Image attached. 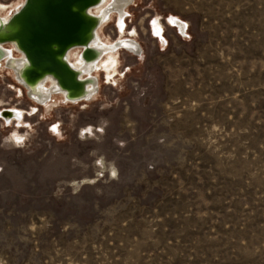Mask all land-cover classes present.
Wrapping results in <instances>:
<instances>
[{"label": "rangeland", "instance_id": "1", "mask_svg": "<svg viewBox=\"0 0 264 264\" xmlns=\"http://www.w3.org/2000/svg\"><path fill=\"white\" fill-rule=\"evenodd\" d=\"M127 11L100 34L141 52L88 101L47 110L0 67V111H26L0 118V264H264V0Z\"/></svg>", "mask_w": 264, "mask_h": 264}, {"label": "bare ground", "instance_id": "2", "mask_svg": "<svg viewBox=\"0 0 264 264\" xmlns=\"http://www.w3.org/2000/svg\"><path fill=\"white\" fill-rule=\"evenodd\" d=\"M131 1L99 0L97 4L90 6L85 11L87 16L94 19V27L88 36V42L83 46L70 47L63 56L64 62L72 71L71 81L68 80L69 85L74 89L81 87L82 90L79 94H73L63 85V82L61 83L58 78L52 75H42L32 81H28L25 77L24 73L29 64L28 60L19 50L17 42L6 38L7 34L13 29L11 21L23 5L24 0L17 6L14 4L5 6L0 3V67L12 72L13 78L24 89L27 98L47 110L53 107L57 103L56 100L60 98L65 104L88 101L91 96H95L94 91L99 84V77L102 81L105 80L102 82L104 84H110V82L116 80L118 52L120 50H125L134 56L141 52V46L134 38V30L128 32L125 37H119L116 41L102 39V34H100L102 28L109 23L110 19H116L122 32L128 12L127 6ZM14 6L15 10L10 12ZM166 24L177 28L180 32H185L187 29L186 23L172 15L167 18ZM149 27L153 38L157 37L164 41L161 26L156 18L151 21ZM6 44L10 47L7 48ZM75 79L80 83H76ZM19 92L22 94L21 89H19ZM25 113L26 111L21 108L2 109L0 118L4 119L6 125L14 122L19 125Z\"/></svg>", "mask_w": 264, "mask_h": 264}, {"label": "water", "instance_id": "3", "mask_svg": "<svg viewBox=\"0 0 264 264\" xmlns=\"http://www.w3.org/2000/svg\"><path fill=\"white\" fill-rule=\"evenodd\" d=\"M98 1L24 0L11 21L13 29L6 38L15 40L28 60L24 73L28 81L52 75L73 94L80 93L81 87L74 89L69 85L72 71L63 56L70 47L88 42L94 19L85 11ZM75 82L80 83L76 79Z\"/></svg>", "mask_w": 264, "mask_h": 264}, {"label": "flooded vegetation", "instance_id": "4", "mask_svg": "<svg viewBox=\"0 0 264 264\" xmlns=\"http://www.w3.org/2000/svg\"><path fill=\"white\" fill-rule=\"evenodd\" d=\"M156 18V20L158 21V23H159V25L161 26V29H162V36L164 37V23L163 22H161V20L159 19V18H157V17H155ZM169 19H172V18H169ZM170 27H172V26H170ZM174 28V27H173ZM116 81V80H115ZM114 81V84H116L117 82H115ZM32 106V105H31ZM33 107V106H32ZM22 109V108H21ZM33 109H34V111L36 110V107H33ZM23 111H24V109H22ZM23 117H24V115H23ZM22 117V118H23Z\"/></svg>", "mask_w": 264, "mask_h": 264}]
</instances>
